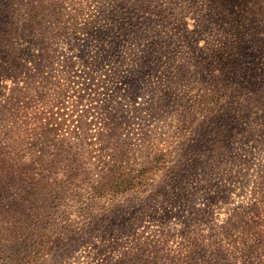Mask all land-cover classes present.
<instances>
[{
  "label": "rangeland",
  "instance_id": "rangeland-1",
  "mask_svg": "<svg viewBox=\"0 0 264 264\" xmlns=\"http://www.w3.org/2000/svg\"><path fill=\"white\" fill-rule=\"evenodd\" d=\"M233 12L209 0H0V104L15 100V125L2 123L19 168L0 187V229L21 231L16 245L0 235V264H264V23L237 28ZM233 41L226 102L216 74ZM109 134L154 139L168 162L122 195L33 185L92 170L85 142ZM48 221L76 225L52 252Z\"/></svg>",
  "mask_w": 264,
  "mask_h": 264
},
{
  "label": "trees",
  "instance_id": "trees-1",
  "mask_svg": "<svg viewBox=\"0 0 264 264\" xmlns=\"http://www.w3.org/2000/svg\"><path fill=\"white\" fill-rule=\"evenodd\" d=\"M214 9L220 10V15H229L231 7L234 9V14L237 16L239 25L237 28L245 27L247 23H256L258 26L264 23V0H209ZM235 20V18L233 19ZM9 35H12L11 33ZM6 47L10 45H5ZM240 45L239 42L233 41L226 47L225 55L223 56L224 65L217 69L216 77H220L225 82L223 85L224 95L222 100L226 102L233 99L230 93L236 92L232 83L234 76V62L236 61L237 51ZM13 51L12 49H8ZM225 76L229 79L226 82ZM14 96L9 97L6 103L0 104V187L1 184L16 185L18 180V156L16 153L15 143L16 135L14 127L12 128L3 125L4 118L8 119L11 125H15L14 118ZM48 121V133L60 134L62 130ZM59 129V130H58ZM112 131L111 133H113ZM121 134V133H119ZM111 134L102 138V144L105 145L97 148L95 141L90 140L85 142L88 145L87 152L89 153L90 164L93 169L83 172H70L66 178L54 179L53 181L44 178H35L33 185L37 187H55L57 190L65 191L73 187H91L98 195L116 196L122 195L125 192L137 190L149 183L152 176L162 169L168 162L164 154L159 151L154 139H143L139 142L125 143L116 139ZM148 142V144H146ZM141 157V161L137 165L131 163L130 157ZM59 192V191H58ZM59 199V196H55ZM1 212V211H0ZM15 219V216L12 215ZM9 222V221H6ZM10 227L0 229L2 237L10 236L14 241V245L18 244L17 234L19 227L17 221H10ZM49 225L59 226L54 231L55 240L48 247V252H52L56 244L66 243L67 240L73 239L76 234V225L69 221L66 225H61V222L55 223L48 221ZM3 238V239H4ZM13 245V244H11ZM13 245V247H14Z\"/></svg>",
  "mask_w": 264,
  "mask_h": 264
}]
</instances>
